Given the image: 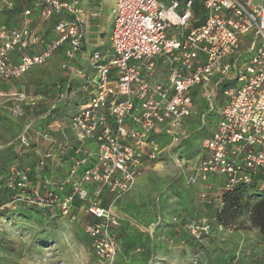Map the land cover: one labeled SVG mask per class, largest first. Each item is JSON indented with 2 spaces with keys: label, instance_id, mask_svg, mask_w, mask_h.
Segmentation results:
<instances>
[{
  "label": "built area",
  "instance_id": "2783aa9c",
  "mask_svg": "<svg viewBox=\"0 0 264 264\" xmlns=\"http://www.w3.org/2000/svg\"><path fill=\"white\" fill-rule=\"evenodd\" d=\"M43 1L44 18L62 14L43 52H26L39 43V35L28 25L0 23V83L44 63L63 43L69 57L83 45L80 0ZM11 5L10 0H0V9ZM202 6V22L189 27L193 0H116L110 50L88 53L90 95L70 118L76 144L65 149L80 158L61 181H44L43 193L33 186L25 191L27 167H10L23 201L58 208L71 220L77 212L97 220L84 230L100 264L114 261L117 244L112 229L118 224L113 211L101 203V192L106 189L119 198L130 191L147 162H154L163 151L155 142L159 134L178 140L191 115L195 91L211 104L224 84V101L212 133L201 144L205 155L196 160L188 182L215 176L221 185L218 194L236 185L264 193V0H203ZM30 12L26 9L24 16ZM158 68L164 69V80L157 79ZM0 97L12 101L15 113L26 98L21 91L6 92L1 86ZM159 125L164 129L158 131ZM30 128L26 124L18 137L22 146L29 145ZM87 139L96 145L90 162ZM82 162L87 165L78 171ZM51 188L67 191L59 197ZM75 200L80 205L72 213ZM190 228L199 238L208 225Z\"/></svg>",
  "mask_w": 264,
  "mask_h": 264
},
{
  "label": "rangeland",
  "instance_id": "374dc122",
  "mask_svg": "<svg viewBox=\"0 0 264 264\" xmlns=\"http://www.w3.org/2000/svg\"><path fill=\"white\" fill-rule=\"evenodd\" d=\"M83 2L95 13L84 30L90 51L110 50L111 9L105 8L104 0ZM40 10L10 19L14 25H28L39 35V43L33 46L31 53L43 52L47 40L53 36L51 18H44ZM197 19L194 17L189 27ZM75 54L69 57L64 49L54 51L44 63L7 81L8 88L4 91H21L26 96L18 103V113L13 111L12 101L0 97V161L6 167L11 166L12 159L19 155L27 172L34 173L33 176L29 174L26 190L37 187L39 175L44 172L49 181L62 179L72 162L69 152L57 143L72 137V130L66 127L67 121L61 124L66 129L60 133L59 128H50V119L44 124V115L56 101L58 86L70 93L66 101L59 103L57 118L53 121L70 122L78 103L86 97L84 91L74 88L80 82L76 69L85 65ZM87 65L91 69L89 62ZM70 66L76 68L75 74L71 75ZM157 79H165L163 68H158ZM222 85L211 104L202 99L198 91L194 92L191 115L184 123L182 134L177 141L161 134L155 138L163 148L154 160L156 166L144 173L130 191L119 198H114L106 189L102 191L101 203L113 211L118 222L112 229L117 244L112 264H264V236L251 222L249 212L256 198L251 195L244 198L247 201L243 202L240 216L224 225L216 217L218 202L215 199L221 186L217 177L210 176L211 185L206 180H187L196 160L204 154L202 141L212 133L218 108L223 104ZM25 123L31 124L29 145L22 147L20 141L17 143V132ZM163 129L162 125L157 127L158 131ZM48 130L53 134L58 131L59 136H43ZM86 143L92 148L90 162L96 156V145L89 139ZM47 153L54 160H47L45 166L37 164L40 154ZM86 165L82 162L78 171ZM15 167L20 170L18 165ZM10 180L9 186L13 189L17 178L10 175ZM44 184L41 183V188L45 191ZM5 195L11 200L2 204ZM13 196L0 182V264H100L94 256L92 240L84 230L87 223L97 221L95 218L81 213L71 220L58 211L50 214L41 205L34 207L16 194ZM191 224L208 225L207 232L197 238L191 232Z\"/></svg>",
  "mask_w": 264,
  "mask_h": 264
},
{
  "label": "trees",
  "instance_id": "16d2710c",
  "mask_svg": "<svg viewBox=\"0 0 264 264\" xmlns=\"http://www.w3.org/2000/svg\"><path fill=\"white\" fill-rule=\"evenodd\" d=\"M10 2L12 3V5L10 7H6V8H3V9H0V23L1 24H5L8 27L19 26V25H14L10 21V19L14 15H17L18 17H21V16L24 15V11L26 9H30V11L32 13L33 10H38L39 8H42L43 3H44L43 0H10ZM202 2H203V0H193V7H192L193 19H194V17H197L198 19L192 26L199 25L202 22V20H203L204 9H203V6H202ZM28 7H30V8H28ZM61 18H62V14L61 15H57L56 14V15L52 16L51 17L52 27H53L54 22L59 20V19H61ZM51 30H52V28H51ZM66 46H67V43H63L58 48V50H60V49L66 50V48H67ZM30 50H32L31 47L28 50H26V52L28 54H36V53H31ZM77 78L80 79V82L75 84L74 88H78V90H82V91H84L86 93V97L80 103H78V106H79L80 104H83L84 102L87 101V99H88V97L90 95L89 94L90 86H89V83H88V74L85 73V74H83V76L79 75V76H77ZM0 86H1V89H4V90L8 88L7 87V82L0 83ZM85 87H86V89H85ZM223 87H224V84L221 86V88L223 89ZM61 93L63 94V97L57 96L56 101L53 104L50 105V110H49L50 112H48L47 114L44 115V119H45V123L44 124H47L48 122H46V121H48L49 119L51 120V119H53L55 117L57 118L56 110L60 106L59 103L62 100L66 101V99H68L70 91H65V90L60 89V94ZM193 94H194V92H193ZM25 125H26V123L24 125H22V127L17 132V138L21 134V132H22V130H23ZM46 129H43V130H46ZM53 132H55V131L53 130ZM45 134H49L50 137H51V134L53 136L54 135L55 136L56 135L59 136L58 131H57V133L53 134L52 132H49V130H48V132H46ZM52 142H54V140H52ZM59 142H57V143L60 145L59 147L61 149H65L67 145H71V146L75 147L74 143H72V144L69 143L68 144V143H66V141H63V143H59ZM17 143H19V141ZM159 146H161V145L159 144ZM22 147H24V146H22ZM65 150H66V152H69L70 156L72 157V162L70 163V166H72V164H74L75 160L79 159L80 157H79V155L74 154V152L69 147L67 149H65ZM18 158H20L19 155L18 156L16 155L15 158L12 159V161L10 163L12 165H15V166L18 165L19 168L22 170L26 166H24V161L21 160V159H18ZM49 159L54 160V158H52V156H46L45 154H40L37 164H39V162H40V164H44L43 166L48 165L46 163H47V160H49ZM14 160H17L18 162H15ZM11 166H7L6 167V165L3 162L0 161V182H2L4 184V186H5V189H7L11 193V197H14L13 195L16 194L17 197H19V199H20V194L22 193L21 192V188L18 187L17 185H15V187H13V189H12L9 186L11 184L10 183L11 180H10V174H9V167H11ZM68 170H69V168H68ZM29 174H30V176L34 175L33 171L29 172L28 173V179H29ZM43 174L39 175V177H41V178L39 179V182L37 184L38 185L37 188L41 191V193H43V191H44L41 188V186H42L41 183L48 179V178L46 179L45 175H43ZM178 174H179V172H178ZM177 178H178V176L176 177V180H177ZM62 179H58V180L51 179V180L59 182ZM104 190L105 189H103V191ZM25 191L29 192L30 190L29 189H27V190L25 189ZM52 191H54L59 197H63L65 195V192L67 191V189H66L65 192L63 191V189L60 190L58 188L57 189H52ZM18 194H19V196H18ZM249 195H251L254 198H256V201L253 202V204H251V208L249 210L251 222L259 229L260 233L264 236V196L261 193H259L258 191H256L252 186L236 185L233 188H231L230 190L223 191L220 194H218V197L220 199L217 201L218 202L217 211H216L217 220L221 224L225 225V224L229 223L230 221H234L236 218H238L240 216V214L242 213V211H243V202L247 201V200H244V198H248ZM5 196L6 197L2 200V204H5V203H7L8 201L11 200L7 195H5ZM101 196L103 197L102 192H101ZM20 200H22V199H20ZM28 204H31V206H34V207L40 206L39 204L37 205V203H28ZM78 205H80V203L75 200L73 202V208L71 210L72 213H76L75 209H76V207ZM41 208H43V210H46V212L50 213V214L51 213H55L54 211L60 212V210L58 208H51L49 206H42L41 205ZM203 233H205V232H203Z\"/></svg>",
  "mask_w": 264,
  "mask_h": 264
},
{
  "label": "crops",
  "instance_id": "0c3cea01",
  "mask_svg": "<svg viewBox=\"0 0 264 264\" xmlns=\"http://www.w3.org/2000/svg\"><path fill=\"white\" fill-rule=\"evenodd\" d=\"M105 2H104V6H105V8H107V9H111V15H112V11H113V8L115 7V4H116V0H104ZM168 1V0H167ZM80 5H81V7H82V9H83V11H84V25L88 22V20H89V18H90V16L91 15H95V13H93V12H90V10L89 9H87L86 7H85V5H84V2H83V0H80ZM112 22V21H111ZM110 27H111V25H110ZM110 32V31H109ZM103 43H105V41L103 42ZM108 44H109V47H110V35H109V42H108ZM35 47V46H34ZM34 47H31V49L32 48H34ZM67 47V46H66ZM100 49V48H99ZM94 50V49H93ZM101 50V49H100ZM92 51V50H91ZM90 51V42H89V40L88 39H85L84 38V43H83V45L81 46V48H79L78 50H76L75 52H74V54L77 56V57H80L79 58V62H81V63H85V65L81 68V69H76L77 71H82L84 74L86 73V74H88V80H89V78L91 77V75H92V69H89V67H88V65H87V62H88V60H87V55H88V53L89 52H91ZM102 51H107V50H102ZM70 65V64H69ZM32 68V67H31ZM70 68H72V70L70 71L71 72V75L74 73L73 72V70H75V69H73L74 67H72V66H70ZM86 71V72H85ZM28 72V71H27ZM26 72V73H27ZM25 74V73H24ZM23 74V75H24ZM75 74V73H74ZM22 75V76H23ZM59 94H60V88H59V86H58V90H57V96H59ZM66 121H67V123H66ZM63 123H66V127L69 129H71V127H70V122L68 121V120H65V121H63V120H57L56 119V121H53V119H51V125L52 126H50V128L51 127H54V130L55 129H57V126H60L59 128H61V129H59L58 131L60 132V133H62L66 128L63 126V125H61V124H63ZM72 130V129H71ZM71 133H72V137L70 138V139H68V140H64V141H66V143H74V144H76V140H75V137H74V133H73V131H71ZM156 166V164L152 161V162H147V164L144 166V168H143V172L138 176V178H137V180H136V182L135 183H137V181L139 180V178L144 174V173H147L148 171H151L154 167ZM193 168V167H192ZM209 179H210V176H208V179H207V181H206V183H209V185H211V184H213V183H211L210 181H209ZM215 201H218V199L216 198L215 199ZM81 213H84V212H77V215H80ZM85 215H87V214H85ZM93 218V217H92Z\"/></svg>",
  "mask_w": 264,
  "mask_h": 264
}]
</instances>
